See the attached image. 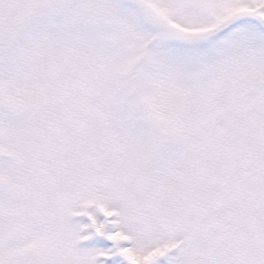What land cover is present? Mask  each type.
Here are the masks:
<instances>
[{
    "label": "snow or ice",
    "instance_id": "snow-or-ice-1",
    "mask_svg": "<svg viewBox=\"0 0 264 264\" xmlns=\"http://www.w3.org/2000/svg\"><path fill=\"white\" fill-rule=\"evenodd\" d=\"M0 264H264V0H0Z\"/></svg>",
    "mask_w": 264,
    "mask_h": 264
}]
</instances>
